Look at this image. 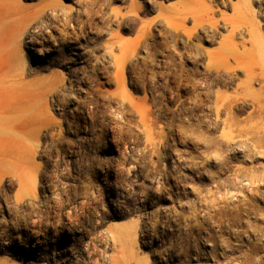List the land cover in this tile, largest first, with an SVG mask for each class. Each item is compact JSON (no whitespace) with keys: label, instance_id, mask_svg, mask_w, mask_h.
Returning a JSON list of instances; mask_svg holds the SVG:
<instances>
[{"label":"rangeland","instance_id":"rangeland-1","mask_svg":"<svg viewBox=\"0 0 264 264\" xmlns=\"http://www.w3.org/2000/svg\"><path fill=\"white\" fill-rule=\"evenodd\" d=\"M0 263L264 264V0H0Z\"/></svg>","mask_w":264,"mask_h":264},{"label":"bare ground","instance_id":"bare-ground-1","mask_svg":"<svg viewBox=\"0 0 264 264\" xmlns=\"http://www.w3.org/2000/svg\"><path fill=\"white\" fill-rule=\"evenodd\" d=\"M40 24V23H39ZM11 82H15L14 83V86L16 87H19V88H23L25 85H27L25 82H24V79H23V74L22 73H17V74H14L12 79L10 80ZM25 89V88H24ZM0 264H5V263H0Z\"/></svg>","mask_w":264,"mask_h":264}]
</instances>
